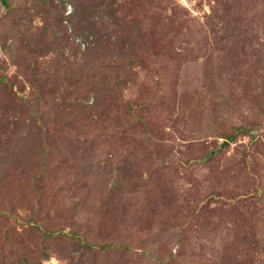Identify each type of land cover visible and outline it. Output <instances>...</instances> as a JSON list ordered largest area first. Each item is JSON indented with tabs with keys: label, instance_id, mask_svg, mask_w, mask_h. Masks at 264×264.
Here are the masks:
<instances>
[{
	"label": "rangeland",
	"instance_id": "rangeland-1",
	"mask_svg": "<svg viewBox=\"0 0 264 264\" xmlns=\"http://www.w3.org/2000/svg\"><path fill=\"white\" fill-rule=\"evenodd\" d=\"M8 5L0 264H264V0Z\"/></svg>",
	"mask_w": 264,
	"mask_h": 264
},
{
	"label": "trees",
	"instance_id": "trees-1",
	"mask_svg": "<svg viewBox=\"0 0 264 264\" xmlns=\"http://www.w3.org/2000/svg\"><path fill=\"white\" fill-rule=\"evenodd\" d=\"M0 2H1V4H2V6H3V8L4 9H7L8 7H9V5H8V0H0ZM34 224V223H33ZM35 225V224H34ZM87 248H89V249H94L95 248V246H93V245H88V247Z\"/></svg>",
	"mask_w": 264,
	"mask_h": 264
}]
</instances>
